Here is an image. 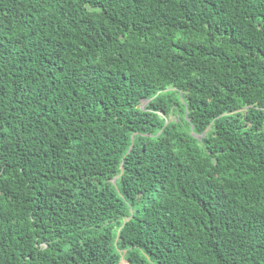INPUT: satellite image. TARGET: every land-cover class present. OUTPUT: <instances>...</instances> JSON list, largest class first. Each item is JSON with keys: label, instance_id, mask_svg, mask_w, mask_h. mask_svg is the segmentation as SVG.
I'll list each match as a JSON object with an SVG mask.
<instances>
[{"label": "trees", "instance_id": "obj_1", "mask_svg": "<svg viewBox=\"0 0 264 264\" xmlns=\"http://www.w3.org/2000/svg\"><path fill=\"white\" fill-rule=\"evenodd\" d=\"M0 264H264V0H0Z\"/></svg>", "mask_w": 264, "mask_h": 264}, {"label": "clouds", "instance_id": "obj_2", "mask_svg": "<svg viewBox=\"0 0 264 264\" xmlns=\"http://www.w3.org/2000/svg\"><path fill=\"white\" fill-rule=\"evenodd\" d=\"M147 102H148V100H146V99H142V100L140 101V105H139V107H141V109H143ZM142 103H143V105H142ZM170 116H171V115H170ZM170 116L164 117V116L161 114V117L164 118L165 122H168L167 118H169ZM169 121H170V120H169ZM192 135L195 136V137H197L195 134H192ZM122 262H123V261H122Z\"/></svg>", "mask_w": 264, "mask_h": 264}, {"label": "rangeland", "instance_id": "obj_3", "mask_svg": "<svg viewBox=\"0 0 264 264\" xmlns=\"http://www.w3.org/2000/svg\"><path fill=\"white\" fill-rule=\"evenodd\" d=\"M142 105H143V103H142ZM173 118H174L173 116H170L169 118H167V120L169 121V120H171Z\"/></svg>", "mask_w": 264, "mask_h": 264}]
</instances>
